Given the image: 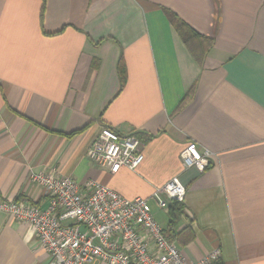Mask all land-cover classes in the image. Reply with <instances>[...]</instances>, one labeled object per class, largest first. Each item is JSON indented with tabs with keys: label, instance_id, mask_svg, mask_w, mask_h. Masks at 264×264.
Listing matches in <instances>:
<instances>
[{
	"label": "crops",
	"instance_id": "obj_1",
	"mask_svg": "<svg viewBox=\"0 0 264 264\" xmlns=\"http://www.w3.org/2000/svg\"><path fill=\"white\" fill-rule=\"evenodd\" d=\"M43 2L0 0V201L46 208L32 171L95 179L149 198L168 235L189 227L174 239L189 260L264 264V0H46L42 18ZM166 9L212 39L199 60ZM105 126L141 138L136 170L87 157ZM190 142L213 153L203 171L183 165ZM173 176L186 198L170 229L151 193ZM47 261L0 210V264Z\"/></svg>",
	"mask_w": 264,
	"mask_h": 264
},
{
	"label": "built area",
	"instance_id": "obj_2",
	"mask_svg": "<svg viewBox=\"0 0 264 264\" xmlns=\"http://www.w3.org/2000/svg\"><path fill=\"white\" fill-rule=\"evenodd\" d=\"M210 150L190 142L181 152L184 167L203 171ZM87 157L111 172L136 170L144 160L143 142L135 132L105 126L86 151ZM30 180L43 187L49 205L21 199L0 201V210L33 229L37 243L48 254L46 264H214L215 248L196 261L189 260L155 218L149 198L126 197L95 179L78 182L54 170L32 171ZM186 187L179 176L157 186L151 199L169 213L170 203H184ZM170 226V229H173Z\"/></svg>",
	"mask_w": 264,
	"mask_h": 264
},
{
	"label": "trees",
	"instance_id": "obj_3",
	"mask_svg": "<svg viewBox=\"0 0 264 264\" xmlns=\"http://www.w3.org/2000/svg\"><path fill=\"white\" fill-rule=\"evenodd\" d=\"M43 10H42V18H43V11L45 7L46 0H43ZM166 12L176 28L178 34L182 37L188 48L190 49L193 56L196 58V60H199V56L203 55L205 48H207L212 43V39L208 36H205L198 31H196L193 27H191L188 23L182 21L173 11L166 9ZM121 78H122V86L126 83V69L125 65L122 61L119 62L118 66ZM183 203L172 201L170 203L169 207V217H170V226H174L177 222V215L182 212L183 209ZM189 227H185L182 229V231L176 233L175 235H168V238L170 240L179 239V236L181 234H185L187 231H189ZM185 231V232H184ZM191 232V230H190ZM167 233V232H166Z\"/></svg>",
	"mask_w": 264,
	"mask_h": 264
},
{
	"label": "rangeland",
	"instance_id": "obj_4",
	"mask_svg": "<svg viewBox=\"0 0 264 264\" xmlns=\"http://www.w3.org/2000/svg\"><path fill=\"white\" fill-rule=\"evenodd\" d=\"M160 219H161V218H160ZM157 221L159 222V224H160L161 226H163L162 219H161V221L157 219ZM164 221H165V218H164Z\"/></svg>",
	"mask_w": 264,
	"mask_h": 264
}]
</instances>
